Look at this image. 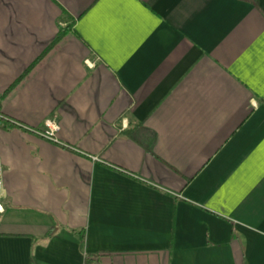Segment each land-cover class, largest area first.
I'll return each mask as SVG.
<instances>
[{"label":"crops","instance_id":"1","mask_svg":"<svg viewBox=\"0 0 264 264\" xmlns=\"http://www.w3.org/2000/svg\"><path fill=\"white\" fill-rule=\"evenodd\" d=\"M0 158V264H264V0H0Z\"/></svg>","mask_w":264,"mask_h":264},{"label":"built area","instance_id":"2","mask_svg":"<svg viewBox=\"0 0 264 264\" xmlns=\"http://www.w3.org/2000/svg\"><path fill=\"white\" fill-rule=\"evenodd\" d=\"M85 62L88 66H91V67L94 66V62L90 61L89 59H86ZM47 123L49 126L52 127L53 122L51 120H47ZM51 138L53 139L52 136ZM4 199H5L4 168H3V164L0 158V213H3L5 210L4 203H3Z\"/></svg>","mask_w":264,"mask_h":264},{"label":"trees","instance_id":"3","mask_svg":"<svg viewBox=\"0 0 264 264\" xmlns=\"http://www.w3.org/2000/svg\"><path fill=\"white\" fill-rule=\"evenodd\" d=\"M58 40L56 39L52 45H54ZM97 259V255H92V256H87L86 259H85V262L84 264H94L93 261H95Z\"/></svg>","mask_w":264,"mask_h":264}]
</instances>
